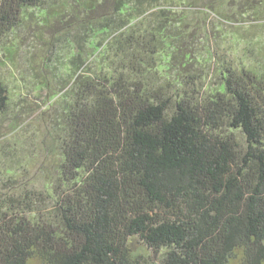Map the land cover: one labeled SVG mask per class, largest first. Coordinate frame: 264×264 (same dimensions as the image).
<instances>
[{"label":"trees","instance_id":"trees-1","mask_svg":"<svg viewBox=\"0 0 264 264\" xmlns=\"http://www.w3.org/2000/svg\"><path fill=\"white\" fill-rule=\"evenodd\" d=\"M45 1L0 0V35ZM112 1L105 30L61 32V145L43 189L3 184L0 264H146L135 237L161 264H264V69L206 82L189 20L264 24V0Z\"/></svg>","mask_w":264,"mask_h":264},{"label":"rangeland","instance_id":"rangeland-1","mask_svg":"<svg viewBox=\"0 0 264 264\" xmlns=\"http://www.w3.org/2000/svg\"><path fill=\"white\" fill-rule=\"evenodd\" d=\"M166 1L177 9L185 6V0ZM100 2L103 0H46L41 6H27L19 23L0 35V81L10 95L9 107L0 114V191L7 190L3 184L10 179L43 189L54 170L57 157L53 150L61 145V32L69 30V36L81 38L91 26L105 30L103 22L115 17L114 4L112 0ZM194 18L205 27V38L196 41L198 52L209 60L206 82L217 78L213 74L216 62L226 59H244L248 66L264 69V24L248 17L237 28L221 24L211 14L205 20L196 11L189 20ZM133 241L134 252L143 254L146 264H161L162 255L137 237ZM30 264L47 263L33 257ZM230 264H244L240 253Z\"/></svg>","mask_w":264,"mask_h":264}]
</instances>
